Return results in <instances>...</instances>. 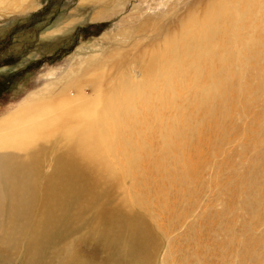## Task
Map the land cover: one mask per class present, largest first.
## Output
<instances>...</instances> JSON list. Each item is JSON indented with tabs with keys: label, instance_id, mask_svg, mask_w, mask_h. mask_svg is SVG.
<instances>
[{
	"label": "rangeland",
	"instance_id": "obj_1",
	"mask_svg": "<svg viewBox=\"0 0 264 264\" xmlns=\"http://www.w3.org/2000/svg\"><path fill=\"white\" fill-rule=\"evenodd\" d=\"M7 1L21 6L11 9ZM210 1L0 2V118L35 93L52 92L71 78L76 86L83 88L85 95L94 98L95 103L99 95V99L119 106L123 114L117 121L124 117L127 121L131 117L135 120L136 127L128 134V152L123 156L109 153L104 157L109 163L105 177L111 187L107 188L109 193L103 205H99L98 210L91 207L85 224L81 222L67 233L80 264L82 259L93 264H110L106 244L95 231L102 228L99 212L103 214L105 209L114 215L131 210L139 214L137 218L153 225L160 245L149 264H264V136L254 133L250 118L247 120L248 113L244 116L239 112L229 113L218 119L215 116L221 114L220 110L208 105L224 96L218 80L221 72L227 75L225 86L233 81L239 96L247 86L254 85L262 95L264 74L261 75L262 70L256 65H251L248 56L242 55L247 49L245 44L252 47L250 42L255 38L241 37L243 44L231 42L221 58H215L222 60L221 65L229 56L227 51L239 53L235 54L238 80L235 75L233 80L228 79L231 71L221 66L219 70L212 69L209 82L203 81L205 76L197 67V57L191 54L175 59L170 58L171 50L157 58L163 51L161 43L165 34L191 14L201 18ZM35 15L38 16L33 17ZM247 19L253 22L248 24V30L262 29L264 33V9H252L241 15V27L229 31L234 40L245 29ZM191 26H183V29ZM256 50L257 53L261 51L260 48ZM261 57L264 61V50ZM70 90L71 95L74 91ZM149 90L155 91L154 94L146 93ZM207 92L210 96H206ZM233 92L226 97L231 99ZM257 100L250 99L249 111L264 108V99ZM236 103L241 107L240 98ZM78 112L79 109L71 110L72 116ZM120 131L127 135L125 129ZM37 143L49 153L43 157H18L19 161L29 158L32 164L18 175L20 185H34L49 174L64 181L61 176L69 165L68 160L52 157V153L57 156L63 151L66 139L58 136ZM59 158L62 161L58 162ZM227 158L226 166H218L220 159ZM58 163L64 164L58 167ZM35 164L43 169L41 175L35 173ZM187 168L191 170L192 180L194 177V181L200 179L194 191L189 187L194 194L190 201L179 197L171 199L180 203L178 210H186L182 216L173 217L165 227L167 219L158 206L163 196L172 193L176 186L171 185L169 190L162 188L163 176ZM114 173L120 176L118 180L111 178ZM227 177L228 185L224 184ZM78 186L72 184L69 190L78 191ZM37 192L34 190L35 194ZM7 193L6 189L1 191L2 195ZM145 194L147 197L142 202H146V208L137 207V198ZM7 203L11 211L19 212L20 222L29 219V212H20L21 208H17L21 200H5L4 204ZM36 205L41 206L40 198ZM27 206L28 200L23 207ZM32 207L35 208V204ZM3 218L2 214L0 264H27L24 243L11 250L6 246ZM124 240L128 237L124 236ZM248 242L258 244L252 247L255 252L246 246ZM11 243L15 245L18 241ZM120 253L110 254L112 264H127L126 258L118 257Z\"/></svg>",
	"mask_w": 264,
	"mask_h": 264
},
{
	"label": "bare ground",
	"instance_id": "obj_2",
	"mask_svg": "<svg viewBox=\"0 0 264 264\" xmlns=\"http://www.w3.org/2000/svg\"><path fill=\"white\" fill-rule=\"evenodd\" d=\"M4 1L0 0L1 3ZM11 2H6L10 8L12 6L20 8L21 5ZM210 3L207 4L204 12L202 11L201 18H194L191 14L187 20L179 22L175 28L165 34L161 43L163 51L157 58H162L171 50L170 58L181 59L185 54H191L197 57L199 65L197 67L205 76L203 81L209 82L212 69L219 70L218 67L221 66H227L231 71L228 79L233 80L235 75V80H238L240 75L236 72L238 59L235 54L240 55L239 53L227 51L229 56L221 65L219 64L222 60H215V58H221L223 51L228 49L231 42L243 44L244 38L251 37L255 38L250 42L252 47L245 44L247 49L242 51V55L248 56V59L252 60L251 65H256L262 70L261 75L264 74V61L261 57L264 50L262 29L252 28L256 29V32L248 30L250 29L248 24L252 25L253 22L247 19L244 21L245 29L236 40L229 32L231 29L236 30L242 26L241 15L247 11L263 10L264 0H212ZM191 24V27L183 29V26ZM179 27L182 28L181 31L178 30ZM257 48L261 49L259 53H257ZM225 77L227 75L223 72L218 76L223 87L220 93H224V96L208 104L220 110L221 114L215 118L220 119L222 115L229 113L239 112L242 116L248 113L247 120L250 118L249 124L253 127L254 133L257 136H264V108L254 112L248 110L250 99L257 100L258 98L257 101L264 99V90L261 89V95L255 85L252 88L247 86L239 96L233 81H230L227 87L225 86ZM71 88L74 93L70 95ZM230 91L234 92L231 94L232 98L228 99L226 96ZM154 92L149 90L146 93L152 95ZM249 92H252L251 96ZM206 96H210L208 92ZM96 97L98 103L94 102V98L85 95L83 88L76 86L75 81L70 78L54 88L52 92L44 90L35 93L0 118V218L3 214L5 222L2 226L7 233L6 246L11 250L18 247L20 243H24L23 246L28 256L27 264H55L54 262L56 264H80L73 254L67 233L77 224L81 222L85 224L86 215L91 207L98 210L99 205H103L102 202L109 193L107 188L111 186L105 177L109 163L104 157H107L109 153H121L120 156H123L128 152L130 139L128 134L136 127L134 118L131 117L127 121L124 117L121 121L119 119L117 121V117L123 114L122 109L114 102L99 99V95ZM239 98L242 103L241 107L236 103ZM140 99L143 100L141 97ZM139 104L142 106V102ZM75 109H79V112L72 116L71 110ZM121 129H125L127 135L123 134ZM58 136L66 139L67 145L57 156L52 153V157H65L68 160L69 165L61 176L64 181L49 174L43 176L34 185L32 183L20 185L18 175L32 164L31 159L25 158L19 161L18 157H43L49 153V150L43 149L44 146L41 147V143L37 142ZM8 160L11 162L3 166ZM57 161H62V158ZM225 161L228 163V158L220 159L217 162L218 166H226ZM60 164L64 163H58V167ZM34 171L41 175L43 169L35 164ZM163 177L165 181L162 180V188L169 190L171 185L176 186L172 193L163 196V202L158 206L167 219L166 227L169 226L173 217L182 216L186 210V208L178 210L180 203L175 200L171 201V199L179 197L190 201L194 195L192 191L196 188L195 183L200 177L195 181L194 177L192 180L191 170L188 168L176 173L165 174ZM111 178L118 180L120 176L114 173ZM72 184L79 185L78 191L69 190ZM224 184H230L228 177ZM3 189L8 191L6 196L1 194ZM36 189L38 192L35 194ZM146 197L147 194L139 196L136 206L146 208V202H142ZM39 198L40 207L36 205ZM255 199L259 200L258 197ZM5 200H21L22 204L17 205V208H21L20 212H29V219L25 223L20 222L19 215L17 216L19 212L16 209L11 211L9 203L4 204ZM27 200L29 206L23 207ZM13 204L16 205L15 202ZM33 204L35 208L32 207ZM33 210H35L34 215ZM83 214H85L84 217H82ZM138 215L131 210L118 212L115 215L106 209L103 214L99 212L102 228L95 229V231L101 237L100 240L106 244L110 264H112L110 254L113 251H121L118 257L126 258L127 264H149L156 249L159 248L160 238L153 225L141 217L137 218ZM65 216L67 218L64 222ZM124 236L128 237L127 241L124 240ZM3 238L4 236L1 237ZM11 241H18V243L13 245ZM257 245L256 243L253 245V242L246 244L250 250L253 246L256 248ZM48 248L51 250L43 253ZM255 250L253 249L252 252ZM81 262V264H93L85 259Z\"/></svg>",
	"mask_w": 264,
	"mask_h": 264
},
{
	"label": "trees",
	"instance_id": "obj_3",
	"mask_svg": "<svg viewBox=\"0 0 264 264\" xmlns=\"http://www.w3.org/2000/svg\"><path fill=\"white\" fill-rule=\"evenodd\" d=\"M36 16H38V15H35V16H33V17H36ZM31 26V23L28 25V26H25V28L27 29L28 27H30ZM10 43H11V41H10Z\"/></svg>",
	"mask_w": 264,
	"mask_h": 264
}]
</instances>
